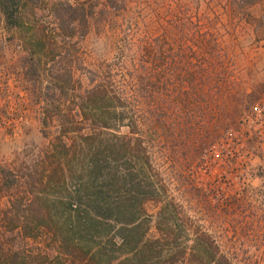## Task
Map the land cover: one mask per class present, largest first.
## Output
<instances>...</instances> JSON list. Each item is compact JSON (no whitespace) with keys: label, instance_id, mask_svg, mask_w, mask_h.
I'll list each match as a JSON object with an SVG mask.
<instances>
[{"label":"rangeland","instance_id":"1","mask_svg":"<svg viewBox=\"0 0 264 264\" xmlns=\"http://www.w3.org/2000/svg\"><path fill=\"white\" fill-rule=\"evenodd\" d=\"M50 1L27 0L31 22L53 23ZM117 1L91 0L86 34L57 43L60 54L54 62L43 58L48 65L39 64L34 83L18 29L0 19V167L13 173L20 192L64 198L81 174L86 180L89 147L115 135L136 139L131 160L119 167L135 165L149 194L159 191L143 205L149 238L159 235L160 210L173 205L165 219L178 247L206 234L217 255L264 264V121L243 122L254 106L264 107V0ZM116 60L122 69H105ZM128 73L134 90L118 91L129 87ZM90 79L116 89L131 128L123 122L97 129L95 141L80 140L92 131L79 99L94 85ZM61 141L77 148L66 152ZM55 160L67 177L75 171L60 193L44 183ZM0 193L1 209L13 192ZM47 253L54 256V246Z\"/></svg>","mask_w":264,"mask_h":264},{"label":"trees","instance_id":"2","mask_svg":"<svg viewBox=\"0 0 264 264\" xmlns=\"http://www.w3.org/2000/svg\"><path fill=\"white\" fill-rule=\"evenodd\" d=\"M103 2L112 5L118 1ZM50 4L48 12L53 23L46 24L51 28L42 21H30L27 0H0V19L7 28L18 29L19 43L27 55L26 78L32 83L38 77L39 64L48 65L43 58L50 56L54 62L60 54L57 43L69 44L77 36H84L92 15L91 0H51ZM107 68L122 69L118 60ZM53 70H49L50 76L58 79L60 75ZM68 73L71 78L72 71ZM127 76L129 87L118 91H131V87L134 90L135 77L132 73ZM90 82L94 85L79 99L82 119L92 131L80 134V140L95 141L101 138L100 133H95L97 129L112 130L123 122L131 128V120L124 113L123 98L116 89L104 80L90 79ZM137 142L115 135L104 144L99 142L89 147L86 180L83 181L80 172V182L76 188L73 186L74 192L64 198L29 196L25 188L20 192L13 173L0 167V192L5 189L13 192L7 196L6 206L0 209V264H182L189 257H199L198 264H235L225 255H217L206 234L196 233L191 245L186 242L178 247L176 237L173 239L172 223L165 219L175 214L173 205L165 206L158 213V237H148L149 222L144 218L143 205L156 198L159 191L153 189L149 194V185L140 181L141 171H134L135 165L128 162L123 169L119 167L131 160ZM74 144L72 141L64 145L61 141L66 152L75 148ZM51 165L52 171L47 173L44 183L55 189V193L68 190L75 171L70 170L67 177L69 173L59 160ZM22 193L28 197L26 201ZM38 239L45 241L43 246L29 243L34 244ZM52 246L54 256L47 253Z\"/></svg>","mask_w":264,"mask_h":264},{"label":"built area","instance_id":"3","mask_svg":"<svg viewBox=\"0 0 264 264\" xmlns=\"http://www.w3.org/2000/svg\"><path fill=\"white\" fill-rule=\"evenodd\" d=\"M250 121H254L255 123H261L264 121V107H261L260 105L254 106L251 113L246 115L243 120V122H246L247 124Z\"/></svg>","mask_w":264,"mask_h":264}]
</instances>
